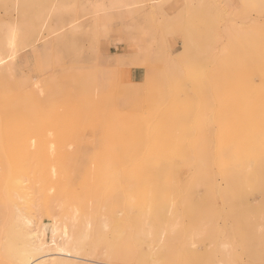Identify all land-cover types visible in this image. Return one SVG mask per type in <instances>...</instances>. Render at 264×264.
<instances>
[{"label": "rangeland", "instance_id": "374dc122", "mask_svg": "<svg viewBox=\"0 0 264 264\" xmlns=\"http://www.w3.org/2000/svg\"><path fill=\"white\" fill-rule=\"evenodd\" d=\"M134 1L0 2V23L17 32L11 74L0 81L12 85L7 107L38 101L33 150L46 148L42 138L55 146L44 165L54 164V178L37 158L26 163L31 214L46 224L88 222L90 231L111 222L100 243L90 236L77 254L49 248L41 258L264 264V103L259 74L241 69L247 45L264 59L263 0ZM0 178L4 192L1 166ZM138 221L154 228L145 244L133 235ZM4 245L2 233L0 264H19Z\"/></svg>", "mask_w": 264, "mask_h": 264}, {"label": "bare ground", "instance_id": "6f19581e", "mask_svg": "<svg viewBox=\"0 0 264 264\" xmlns=\"http://www.w3.org/2000/svg\"><path fill=\"white\" fill-rule=\"evenodd\" d=\"M10 1L11 0H0V2H2L3 4H8ZM95 1L97 2L96 7L100 8V9L114 8L118 5L119 6L121 5L124 7V6H127L128 4H130L129 3L130 1L128 2V0H126L127 2L125 0H123L125 2H123L122 0H95ZM258 1L261 2V0H258ZM134 2H137V1H134ZM158 2H161V1H158ZM263 2H264V0H263ZM263 2H262V6H264ZM53 3L54 2H52L50 6L48 5L49 10H51L50 8L53 6ZM131 4H133L132 0H131ZM262 6H261V8H262ZM261 8H260V10H261ZM258 9H259V7H258ZM258 9H256V10H258ZM44 20H46V18ZM68 24L70 26L69 30H75L78 27V25H75L73 23V21L68 22ZM58 29H60V28H58ZM54 31H57V30H54ZM263 31H264V29H263ZM16 36H17V32H16V28L14 26L6 24V23H0V67H2V68H0V81L3 79L7 80L8 76L11 74L12 69L8 64H10L9 62H11L14 59V56L16 54V50H17ZM255 38L258 39V37H255ZM262 38H264V37H262ZM67 40H66V42H67ZM262 40L264 41V39H262ZM64 42H65V40H64ZM249 46L247 45L246 51H244L242 53L244 55V57L246 58V60H245V63L243 65H241V69L245 70L248 73H250L251 71H254V72H257L259 74L261 92L259 94L260 95V97H259L260 101L259 100L258 101L264 103V59L258 58L257 56H255L253 50ZM252 46H255L254 48H256V46H258V44L252 45ZM34 83H36V82H34ZM205 84H206V81H205ZM7 85L3 84L2 86H0V166H1V168H3L6 171L7 178H8V179H6V180H8V185L6 184L8 186L7 189H5L4 192H3V190L0 191L3 193V196H1V198H3V201H4V204H3L4 207L2 206V204H0L1 205L0 208L3 209V210L0 209L1 213H2L1 215L3 216V219H4V223H2V225H0V226H2L1 227L2 232L1 231L0 232H1V234L4 233L5 240L7 241V245H4V246L9 248L10 251L15 253V254L13 253V257L17 260V262L19 264H28V263H30V261H32L34 259H37V260H35L34 263L32 261L31 263H33V264H68L64 261L58 262V260H55L53 258H44V257H46V256H44V254H46L47 251L49 252V248H51V250L55 249L57 251H60L62 253H66V254H70V253L77 254V253H79L80 250L83 251L84 246L86 248L87 243H90L88 241V240H91L90 236H92L93 239H96V243H98V241L100 243V240L104 239V236L106 234L105 229H106V227H108L107 222H110V221L106 222V220L100 219V221L98 223L97 222H95V224L93 223L94 226H93L92 230L90 231V230H87L88 229L87 228L88 227V222H87L88 220L86 221L87 222L86 224L82 225L81 228H78L76 225H74V223H72L73 218L71 219V221L69 223H67V225L62 226L61 224H59L56 221L57 219L53 220V218H52L51 222L49 224H46V222L45 223L40 222L39 218L35 219V216L31 214L29 209H31V207H33L34 204L33 203L29 204V200H30L29 197L30 196H27V194L25 192H23V188L26 186V177H27V176H25V174H23V172H25V170H26L27 175L30 173V171L26 168L27 167L26 163L27 162L31 163L30 160H32L34 157H35V159L37 158L38 159L37 162L39 161L40 166H41L40 172L42 174L45 172H48L49 175L52 178H54L56 176V173H57L55 170L54 164H51L49 166V170H47V171L45 170L44 165L47 163L48 160H50L52 153H53V152L51 153L50 150H51L52 146H53V150H54L55 146L52 145L53 142L52 143L49 142V139L42 138L40 140H42L44 142V145H46V148H42V150L40 149L38 152L35 153V151L33 150L36 147L35 146L36 145L35 137L29 136V133H31V131H32L31 128H35L38 126L37 118H35V117H37L38 101L32 100L33 103H31L32 105L30 106V101H29V103H27L28 102V100H27L26 104H29L28 107H26V104H25V106L24 105L22 106L20 104H17L19 102H15L16 104H13V106L15 105L14 107H16V108L13 107V109H9V107H7V105H8L7 104V102H8L7 96H9V92H11V86L12 85H10L9 82ZM32 86H33L32 89L34 91L36 90L37 94L41 93V91L39 93L37 91V89H35V88H38L37 86L36 87L34 85H32ZM206 86H208V84H206ZM219 88L222 89V86H220ZM38 90H40V89L38 88ZM202 93H203V90H202ZM29 94L32 98L36 97V94L35 93L33 94L32 91ZM26 98H27V96H26ZM34 99H36V98H34ZM245 101L250 102V101H256V100H253L249 96H247V100L245 98ZM10 102L11 101L9 100V103ZM23 102H24V100H23ZM32 106L34 109L32 108ZM27 112H28V114H27ZM27 120H29V122H27ZM47 143H51L50 148H49V144L47 146ZM126 147H127V145H126ZM125 154H127L125 152V150L118 153V155L121 157H123V155H125ZM240 157H241V155H240ZM238 159H240L239 156H238ZM214 161H215V159H214ZM28 168H30L29 165H28ZM45 174L47 175V173H45ZM132 178H134V177H132ZM40 179H42V178H40ZM9 185L13 186L12 189L14 188L13 191L11 190L12 192L10 191L11 187L9 188ZM2 188L3 187H1V189ZM144 190L146 191V189H144ZM0 195H1V193H0ZM47 202L48 201L46 199V204H47ZM0 203H2V202H0ZM143 204L145 205L146 202ZM83 206L84 205H82V207ZM35 208H34V210H36ZM152 215L150 214L147 217L152 218ZM147 217H146V219H147ZM156 217H160V219L161 218L164 219V217H162L161 214L160 215L157 214ZM92 218H94V217H92ZM3 219H1V220L3 221ZM91 220H94V219H91ZM107 220H110V219L108 218ZM90 223H92V222H90ZM116 225L118 226V224H116ZM149 225L148 224H146V225L142 224L141 221H138L136 223V227H135L136 233L133 234L137 237V239H140V241L144 244L147 240L146 239L147 236L153 234L152 231H154L153 226H151L152 224L150 225L153 228L152 231L149 230L150 228H147ZM47 229L50 233L49 242H47L45 239ZM114 232L116 234L119 231L115 228ZM150 232H151V234H150ZM116 236L118 237L117 234H116ZM113 237H114V235H113ZM131 238H133V236ZM148 240H149V238H148ZM94 244H95V242H94ZM145 253H148V252L146 251ZM42 255L44 257L41 258ZM112 255L114 256V253ZM149 255L151 256V253ZM146 261L147 260H145L144 258L139 260V262H141V263H146ZM15 263H16V261H15ZM219 264H223V263H219Z\"/></svg>", "mask_w": 264, "mask_h": 264}]
</instances>
